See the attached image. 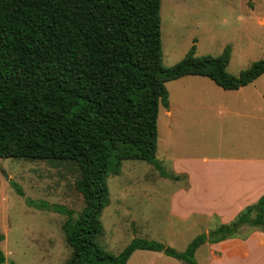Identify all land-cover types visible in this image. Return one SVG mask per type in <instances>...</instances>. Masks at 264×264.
Here are the masks:
<instances>
[{"label": "trees", "instance_id": "trees-1", "mask_svg": "<svg viewBox=\"0 0 264 264\" xmlns=\"http://www.w3.org/2000/svg\"><path fill=\"white\" fill-rule=\"evenodd\" d=\"M159 8L160 0H0V157L71 159L80 169L78 215L27 199L66 214L62 229L72 252L63 264H125L136 249L196 264L194 252L205 242L233 237L244 225L264 231L262 195L181 251L133 237L113 254L95 241L109 203L106 178L120 171L122 160H144L167 176L156 157L159 105L168 106L165 82L194 74L237 89L264 72L263 57L229 73V44L218 55L200 56L193 44L165 66Z\"/></svg>", "mask_w": 264, "mask_h": 264}, {"label": "rangeland", "instance_id": "rangeland-1", "mask_svg": "<svg viewBox=\"0 0 264 264\" xmlns=\"http://www.w3.org/2000/svg\"><path fill=\"white\" fill-rule=\"evenodd\" d=\"M159 14L165 66L177 62L193 44L196 56L218 55L229 44L231 52L226 70L232 74L264 57V0H160ZM259 77L264 84V72ZM256 78L245 85H255ZM165 86L172 114H166L167 109L159 105L156 157L162 161L167 137H174L166 136L169 121L176 125H194L192 132L182 131L179 138L197 143L195 149L207 152L199 143L206 144L208 127L212 126L215 132V123L223 124L230 119L227 114L217 113L216 108L209 111L203 107L222 99L217 91L222 89L211 79L194 74L168 80ZM178 102L187 103V109L177 105ZM226 137L222 126V132L218 130L215 139ZM170 151L174 153L173 149ZM153 170L158 171L144 160L124 159L120 171L107 176L109 203L100 216L102 231L95 236L104 250L117 254L133 237H142L181 251L203 228L206 232L222 223L216 218L211 223H198L197 228L188 225L170 234L169 227L185 222L169 215L167 197L156 203L148 199V182H157L156 177H151ZM79 176L80 169L71 159L0 157L3 264H63L70 257L72 248L62 229L66 214L35 207L27 199L63 205L76 216L84 205L81 193L74 186ZM254 213L252 210L250 215ZM255 228L244 225L233 237H244ZM227 243L223 239L215 245L228 246ZM198 247L194 252L196 264H206L207 246ZM178 260L160 251L136 249L125 264H177Z\"/></svg>", "mask_w": 264, "mask_h": 264}, {"label": "crops", "instance_id": "crops-1", "mask_svg": "<svg viewBox=\"0 0 264 264\" xmlns=\"http://www.w3.org/2000/svg\"><path fill=\"white\" fill-rule=\"evenodd\" d=\"M221 89L215 90L223 98L203 107L209 111L216 108L217 113L227 114L230 119L223 124L215 123V132L212 126L208 127L206 144L199 143L207 152L195 149L197 143L179 138L182 131L192 132L194 125L170 121L166 124V136L174 137H167L165 154L162 161L158 160L167 176L152 171L151 177H156L157 182H148L147 197L154 203L167 197L169 215L185 222L169 227L170 234L188 225L197 228L198 223H211L216 218L222 223L229 222L264 195V84L258 76L255 85ZM177 105L185 109L188 106L185 102ZM165 108L166 114L171 115L169 103ZM222 126L228 137L216 140ZM225 240L228 246H216V242L201 244L207 246L206 264H264L261 228L250 230L244 237ZM177 264L187 263L178 260Z\"/></svg>", "mask_w": 264, "mask_h": 264}, {"label": "water", "instance_id": "water-1", "mask_svg": "<svg viewBox=\"0 0 264 264\" xmlns=\"http://www.w3.org/2000/svg\"><path fill=\"white\" fill-rule=\"evenodd\" d=\"M7 177V176H6Z\"/></svg>", "mask_w": 264, "mask_h": 264}]
</instances>
